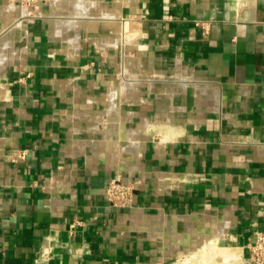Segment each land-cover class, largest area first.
Instances as JSON below:
<instances>
[{
    "label": "crops",
    "instance_id": "crops-1",
    "mask_svg": "<svg viewBox=\"0 0 264 264\" xmlns=\"http://www.w3.org/2000/svg\"><path fill=\"white\" fill-rule=\"evenodd\" d=\"M71 1L0 0V264H248L264 0Z\"/></svg>",
    "mask_w": 264,
    "mask_h": 264
},
{
    "label": "built area",
    "instance_id": "built-area-1",
    "mask_svg": "<svg viewBox=\"0 0 264 264\" xmlns=\"http://www.w3.org/2000/svg\"><path fill=\"white\" fill-rule=\"evenodd\" d=\"M29 4H37L46 0H24ZM108 200L115 206H127L133 200V186L122 183L117 178L109 181L107 186ZM83 224L82 220H75L71 224V233H74L76 225ZM49 254V253H48ZM248 264H264V226L255 230L254 240L250 244V256L247 258Z\"/></svg>",
    "mask_w": 264,
    "mask_h": 264
},
{
    "label": "bare ground",
    "instance_id": "bare-ground-1",
    "mask_svg": "<svg viewBox=\"0 0 264 264\" xmlns=\"http://www.w3.org/2000/svg\"><path fill=\"white\" fill-rule=\"evenodd\" d=\"M69 1L70 0H55L54 1V3H55V6H56V10H58V9H62V8H64V9H66L67 7H69L68 6V4H69ZM123 1V0H122ZM129 1V0H128ZM100 2H101V0H100ZM99 2V3H100ZM71 3L73 4V3H75L74 5H75V9H76V12H74L75 13V15H77V16H73V17H75V18H71L72 20H69L68 22L69 23H71V24H73V25H75V26H79L80 25V22L82 23V21L80 20V18L81 17H86V15H87V13H88V11H90V8H92L91 6H93V5H98L99 3L98 2H96V1H94V0H72L71 1ZM53 6V5H52ZM103 6V5H102ZM105 6V5H104ZM94 7V6H93ZM100 7V6H99ZM101 8V7H100ZM102 9V8H101ZM103 10V9H102ZM115 10V9H114ZM120 11V10H119ZM58 12V11H57ZM59 12H61L60 10H59ZM102 13H105V12H102ZM112 13V12H111ZM108 14V13H107ZM106 14V15H107ZM116 16V15H115ZM87 18V17H86ZM107 18V17H106ZM63 20H61L60 22H62ZM66 21V20H65ZM84 21V20H83ZM107 21V20H106ZM60 24V23H59ZM63 24V23H62ZM122 27V26H121ZM71 28V27H70ZM64 29V28H63ZM123 34H121V36H122ZM5 57V56H4ZM4 57H2L1 56V58H4ZM138 83V82H137Z\"/></svg>",
    "mask_w": 264,
    "mask_h": 264
},
{
    "label": "rangeland",
    "instance_id": "rangeland-1",
    "mask_svg": "<svg viewBox=\"0 0 264 264\" xmlns=\"http://www.w3.org/2000/svg\"><path fill=\"white\" fill-rule=\"evenodd\" d=\"M55 0H53L54 2ZM42 2V1H41ZM25 3L29 4L28 2L25 1ZM64 9V8H63ZM178 77H183L181 74H178Z\"/></svg>",
    "mask_w": 264,
    "mask_h": 264
}]
</instances>
